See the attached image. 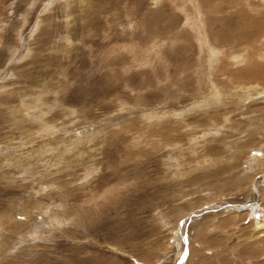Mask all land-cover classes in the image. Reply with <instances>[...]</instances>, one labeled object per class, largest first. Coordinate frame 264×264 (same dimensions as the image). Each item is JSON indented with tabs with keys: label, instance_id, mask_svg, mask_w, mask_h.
I'll return each instance as SVG.
<instances>
[{
	"label": "rangeland",
	"instance_id": "obj_1",
	"mask_svg": "<svg viewBox=\"0 0 264 264\" xmlns=\"http://www.w3.org/2000/svg\"><path fill=\"white\" fill-rule=\"evenodd\" d=\"M192 2L0 0V264H264V0Z\"/></svg>",
	"mask_w": 264,
	"mask_h": 264
},
{
	"label": "bare ground",
	"instance_id": "obj_2",
	"mask_svg": "<svg viewBox=\"0 0 264 264\" xmlns=\"http://www.w3.org/2000/svg\"><path fill=\"white\" fill-rule=\"evenodd\" d=\"M56 1V0H55ZM80 1V0H79ZM183 1H185V0H183ZM193 1H195V6H197V9H198V13H199V16L201 15L200 13H202L203 12V14L205 15L206 13H204V7H203V4H202V2H201V0H193ZM187 2V1H186ZM191 2V1H190ZM56 3V2H55ZM65 3V2H64ZM82 3V2H81ZM188 3V2H187ZM187 3H185V5H184V7L187 5ZM181 4H182V1H181ZM180 4V5H181ZM245 4V3H244ZM253 4V3H252ZM57 5V4H56ZM63 5V4H62ZM66 5V4H65ZM218 5V4H217ZM52 6H54V5H52ZM194 6V7H195ZM58 7H59V5H58ZM68 7V6H67ZM181 7H183V5L181 6ZM191 7V6H190ZM193 7V6H192ZM193 7V8H194ZM215 7V6H214ZM259 7H261V6H259ZM55 8V7H54ZM53 8V9H54ZM65 9H66V7H64ZM210 8H212V7H210ZM216 8V7H215ZM31 9V8H30ZM48 9H50V8H48ZM52 9V10H53ZM55 9H57V8H55ZM60 9V8H59ZM61 9H62V7H61ZM197 9L196 8H194L193 10H196L197 11ZM213 9V8H212ZM45 11H46V9H44ZM215 10V9H214ZM47 11H49V10H47ZM191 10H189V14L191 13L190 12ZM216 11L218 12V10L216 9ZM206 12V11H205ZM211 12V11H210ZM210 12H208V13H210ZM215 12V11H214ZM224 12V11H223ZM193 13V12H192ZM207 13V14H208ZM187 14V13H186ZM206 14V15H207ZM185 15V14H184ZM193 15V14H192ZM192 15H190L189 17H191ZM187 16V15H186ZM189 17L187 18V19H189ZM197 17V16H196ZM66 18V17H65ZM68 18V17H67ZM66 18V19H67ZM191 18H193V17H191ZM201 18V17H200ZM200 18H199V20H200ZM196 19H198V18H196ZM23 20V19H22ZM47 20V19H46ZM190 20H193V19H190ZM202 20H204V18L202 19L201 18V20L200 21H202ZM41 21V20H40ZM199 21V22H200ZM68 22V21H67ZM187 22H189V21H187ZM186 22V23H187ZM194 22V21H193ZM196 22V21H195ZM194 22V23H195ZM198 23V22H197ZM67 24V23H66ZM156 24V23H155ZM196 24V23H195ZM203 25H202V28L204 27V26H206L204 23H202ZM249 24V23H248ZM251 24H253V22L251 23ZM64 25V24H63ZM51 27V26H50ZM196 27H197V25H196ZM196 27L194 26V27H192L193 28V30L194 29H196ZM198 28H199V25H198V27H197V31H198ZM207 28V27H206ZM247 29L248 28V25L247 26H245V27H242V29ZM11 29V28H10ZM169 29V28H168ZM19 30V29H18ZM37 30V29H36ZM68 30V29H67ZM188 30V29H187ZM192 30V31H193ZM205 30V29H204ZM203 30V31H204ZM244 30V31H245ZM197 31H195V32H197ZM255 31V30H254ZM16 32V31H15ZM201 32H202V30H201ZM200 31H198V38L200 37L202 40L203 39H205L207 36H204V35H202V34H200L201 33ZM235 32V31H234ZM247 32H248V30H247ZM256 32V31H255ZM259 32V31H258ZM3 33V32H2ZM9 33V32H8ZM22 34V33H21ZM62 34V33H61ZM66 34H68V33H66ZM3 35V34H2ZM1 35V36H2ZM64 35V34H63ZM85 35V34H84ZM213 35H215V34H213ZM236 35V34H235ZM17 36V35H16ZM62 36V35H61ZM83 36V35H82ZM86 36V35H85ZM84 36V37H85ZM196 36V35H195ZM20 37V36H19ZM18 37V38H19ZM53 37V36H52ZM194 37V36H193ZM216 37V36H215ZM218 37H219V35H218ZM260 37V36H259ZM9 38V37H8ZM15 38V37H14ZM23 38V37H22ZM34 38V37H33ZM50 38V37H49ZM178 38V37H177ZM254 38H256V37H254ZM263 38V37H262ZM28 39V38H27ZM63 39V38H62ZM161 39V38H160ZM169 39V38H168ZM175 39V38H174ZM251 39V38H250ZM15 40H16V38H15ZM193 40H195V39H193ZM229 40V39H228ZM28 41V40H27ZM67 41V40H66ZM198 41H201L200 39L198 40ZM225 41H226V39H225ZM32 42V41H31ZM72 42V41H71ZM216 42V41H215ZM232 42H234V41H232ZM250 42V41H249ZM169 43V42H168ZM187 43V42H186ZM193 43V42H192ZM213 44H214V41L212 42ZM231 43V42H230ZM235 43H237V42H235ZM241 43V42H240ZM65 44H67V43H65ZM73 44V43H72ZM212 44V45H213ZM251 44V43H250ZM249 44V45H250ZM69 45V44H68ZM188 45H189V43H188ZM201 45V44H200ZM211 45V46H212ZM219 44H217V46H218ZM224 45H227V44H224ZM230 45V44H229ZM4 46V45H3ZM190 46V45H189ZM188 46V47H189ZM214 47H215V45H213ZM212 46V47H213ZM217 46L214 48L215 49V51L216 52H218V48H217ZM223 46V45H222ZM232 46V45H231ZM250 46H252V45H250ZM5 47V46H4ZM16 47V46H15ZM14 47V48H15ZM236 47V46H235ZM70 48V47H69ZM220 48H221V46H220ZM223 48H227V47H225V46H223ZM231 48V47H230ZM237 48V47H236ZM236 48H234L235 49V51H236ZM29 49V48H28ZM15 50V49H14ZM229 50H231V49H229ZM209 51V50H208ZM225 51H226V49H225ZM4 52V51H3ZM10 52V51H9ZM15 52H17L16 50H15ZM207 52V51H206ZM229 52V51H228ZM228 52H226V55L227 54H229ZM231 52H233V50L231 51ZM247 52V51H246ZM214 53V52H213ZM184 54V53H183ZM203 54H205V52L203 53ZM212 54V53H211ZM232 55V56H231ZM231 55L229 54V57H230V59L232 58V59H235L236 61L235 62H237V63H239V62H244V63H246V61H247V59L250 57V55L249 56H245V55H248V54H243V55H240V56H235L234 57V55H235V53L234 54H232L231 53ZM239 55V54H238ZM256 55V56H255ZM255 55H254V57L256 58V57H259V58H261V57H263L264 58V53H255ZM8 57V56H7ZM185 57H186V55H185ZM217 57H218V55H217ZM229 57H228V59H229ZM208 58V57H207ZM219 58V57H218ZM225 58V57H224ZM241 58V59H240ZM259 58H256V59H258L259 61H260V59ZM188 59V58H187ZM186 60V59H185ZM211 60V59H210ZM219 60V59H218ZM217 60V61H218ZM184 61V60H183ZM215 61V60H214ZM230 61H232V60H230ZM229 61V62H230ZM182 62V61H181ZM207 62V61H206ZM234 62V61H233ZM234 62V63H235ZM216 63V62H215ZM232 63V62H231ZM233 63V64H234ZM259 63V62H258ZM183 64V63H182ZM213 64V63H212ZM214 65V64H213ZM228 65V64H227ZM230 65V64H229ZM192 67V66H191ZM254 67V66H253ZM196 68V67H195ZM211 68V67H210ZM186 69H188V68H186ZM214 69V68H213ZM217 69H219V68H216V70L215 71H217ZM247 70V74L248 73H253L254 71H251V70H249V68H247L246 69ZM234 71V70H233ZM238 71V70H237ZM220 72V71H219ZM244 73H245V70L243 71ZM243 73V74H244ZM216 74V73H215ZM237 74H240V73H238L237 72ZM236 74V75H237ZM254 74V73H253ZM201 75V74H200ZM235 75V76H236ZM218 76V75H217ZM234 77V76H233ZM183 81V80H182ZM185 81V80H184ZM226 83V82H225ZM184 85V84H183ZM185 88V87H184ZM213 89V88H212ZM30 92V91H29ZM233 92V91H232ZM166 93V92H165ZM190 93H192V92H190ZM177 94H178V92H177ZM228 94H229V92H228ZM45 95V94H44ZM174 95V94H173ZM176 95V94H175ZM215 95H217V94H215ZM173 96H171L170 98H172ZM175 97V96H174ZM176 98V97H175ZM46 100V99H45ZM24 101V100H23ZM47 101V100H46ZM40 104V102H38V106H40L39 105ZM50 104V103H49ZM28 105V104H27ZM53 105V104H52ZM56 105H58V104H56ZM26 106V105H25ZM45 107H46V105H44ZM25 108V107H24ZM28 108H29V106H28ZM31 108V107H30ZM34 108V107H33ZM21 109V108H20ZM43 109H41V111H42ZM30 111V110H29ZM28 111V112H29ZM34 111V110H33ZM33 111H32V113H33ZM36 111H37V109H36ZM35 111V112H36ZM38 111H39V109H38ZM28 112H27V114H28ZM32 113H29V114H32ZM40 113V112H39ZM39 113H37V115H39ZM43 113V112H42ZM45 113V112H44ZM46 114V113H45ZM36 115V116H37ZM43 115V114H42ZM27 116H29V115H27ZM41 116V115H40ZM38 118H39V116H37ZM43 117V116H42ZM36 118V117H35ZM38 118H37V120H38ZM42 123V122H41ZM45 124V123H44ZM60 149V148H59ZM13 158V157H12ZM261 192V191H260ZM250 199V198H249ZM251 201H253L252 199H251ZM257 201V200H256ZM261 201V200H260ZM250 201H248V203H249ZM253 206H254V204L251 206V211L250 212H244L243 214H246L247 215V217L249 218V220H250V225L253 227V231H252V233L253 234H255V235H259V237H260V239L255 243V242H253L252 244H254L253 246H243V248L241 249V250H239V254L240 255H242V256H244V257H259L260 255H261V251H262V249L260 250V247L259 246H261L258 242H264V207H262L260 204L258 205V206H256L255 208H253ZM219 211V210H218ZM227 211V210H226ZM217 212V211H216ZM220 213V212H219ZM232 213H234V211L232 212ZM218 214V213H217ZM77 219H79V218H77ZM82 220V219H81ZM216 220V219H215ZM241 221V220H240ZM247 221V220H246ZM237 222V221H236ZM84 223V222H83ZM202 222H200V224H201ZM204 223V222H203ZM24 224V223H23ZM199 224V225H200ZM249 226V225H248ZM201 227H203L202 225H201ZM245 227V226H244ZM5 228H7V227H5ZM199 228V227H198ZM197 228V229H198ZM204 229V228H203ZM246 229V228H245ZM251 229V228H250ZM207 230H212V228L211 229H209V227H208V229ZM249 230V229H248ZM199 231V230H198ZM201 231V230H200ZM205 231V230H204ZM203 231V232H204ZM203 232H197V235H196V237H198L199 239H200V236L202 235V233ZM201 234V235H200ZM204 235V234H203ZM239 235V234H238ZM216 236V235H215ZM203 238L205 237V236H202ZM219 237H222L221 235H219ZM218 239H220V238H218ZM254 239V238H253ZM196 241H198V239H195ZM202 241H209V240H206V238H204V239H201ZM222 240V239H221ZM227 240H228V238H225V239H223L222 240V244H224L225 242H227ZM238 240H239V238H238ZM251 240V239H250ZM202 241H201V243H199V244H197L196 245V243L195 244H193V245H196V246H198V248H200L201 247V245H202ZM255 241V240H254ZM193 242H195V241H193ZM215 240H212L211 242H210V245H211V247L209 246V248H204V253L206 252L207 254H208V256H207V260L208 261H211V263H207V264H212V263H214V264H222V262H220L219 260H218V258L217 257H214L215 256V250L214 249H212V246H213V244H215ZM221 242V241H220ZM237 243V242H236ZM251 243V242H250ZM190 244H192V243H190ZM241 244V243H240ZM249 244V243H248ZM192 246V245H191ZM223 246H226L225 244L223 245ZM204 247V246H203ZM202 247V248H203ZM220 247V246H219ZM222 247V246H221ZM201 249V248H200ZM200 249H197L198 251H201ZM223 249H224V247H223ZM234 250V249H233ZM260 250V251H259ZM193 252V251H192ZM225 252V250L221 253V255L223 254ZM229 253H230V249L228 250V254H227V257H229ZM197 254V253H196ZM195 256V255H194ZM218 256H220V255H218ZM189 257V256H188ZM193 257V253L192 254H190V260L191 259H193L192 258ZM199 257V256H198ZM241 257V256H240ZM200 258H202V257H200ZM209 258H211L212 260H210ZM19 259V258H18ZM194 260V259H193ZM192 260V261H193ZM202 261V260H201ZM197 262H198V260H197ZM200 262V261H199ZM190 263H191V261H190ZM198 264V263H197ZM200 264V263H199ZM223 264H229V261L227 260V259H224L223 260ZM259 264H261V263H259Z\"/></svg>",
	"mask_w": 264,
	"mask_h": 264
}]
</instances>
